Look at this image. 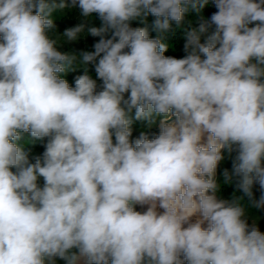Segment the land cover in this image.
<instances>
[{"label": "clouds", "instance_id": "obj_1", "mask_svg": "<svg viewBox=\"0 0 264 264\" xmlns=\"http://www.w3.org/2000/svg\"><path fill=\"white\" fill-rule=\"evenodd\" d=\"M211 2L177 58L209 0H0V264H264V0Z\"/></svg>", "mask_w": 264, "mask_h": 264}, {"label": "trees", "instance_id": "obj_2", "mask_svg": "<svg viewBox=\"0 0 264 264\" xmlns=\"http://www.w3.org/2000/svg\"><path fill=\"white\" fill-rule=\"evenodd\" d=\"M216 11V8L214 6V4L211 2V0H209L208 5H206L199 13H197L196 11H192L190 10L188 13H186L185 15V20L184 23L181 26H177L175 24V22L172 23V28L171 30L165 34V42L169 44V50L168 52L165 53V55H170V56H175L177 58H179L180 56L184 55L183 52V45L185 43V32L189 29V28H195L198 27L199 24L203 21V20H207L210 18V16L212 15V13H214ZM67 14L65 16L59 17L55 15L56 18V23L61 22L60 19L62 20L61 23H69V25H73V23L71 22H76L78 20H80L81 18L79 17V11L77 10H67L66 11ZM154 19V17H152L151 15H149V17L147 18L148 21V27L150 29V35L151 36H155L156 33L155 32H151V22ZM91 24L94 26H100V21L98 18H94L91 21ZM133 27H144L145 25L140 23V22H133ZM98 37H91V36H81L79 38V40L81 41V46L80 48H82L84 51H91L93 50L92 45L96 42V40H98ZM89 69L91 74H93L94 76V69H92L91 65H89ZM73 76L69 77L68 75L65 77L68 81L69 84L71 86H74V78L77 75H80L83 73V68H78L76 71L74 72H70ZM133 127L136 128H143V125L141 124V122H136L134 123ZM27 139V137H26ZM43 147L40 144H36L34 147H32V154L36 155V154H41L43 152ZM231 168V161L230 160H225L224 162L221 163L220 165V171L223 170V168ZM234 187L233 186H223L220 192V195L222 198L225 199H231L234 193ZM237 196H242L243 194L240 192H236L235 193ZM254 196L255 198H259L260 196V192L258 191L257 188H254ZM244 203H248V198L245 197L244 198ZM137 210H140L139 207H137ZM259 216L260 220H259V227L260 230L262 232H264V210H256V209H250L249 212V216H248V220L249 223H252L253 219ZM57 264H64L63 261H57Z\"/></svg>", "mask_w": 264, "mask_h": 264}, {"label": "rangeland", "instance_id": "obj_3", "mask_svg": "<svg viewBox=\"0 0 264 264\" xmlns=\"http://www.w3.org/2000/svg\"><path fill=\"white\" fill-rule=\"evenodd\" d=\"M67 10H69V9H64V10L58 11L54 15L59 16V17L65 16L67 14V12H66ZM60 21L62 22L61 19H60ZM61 22L56 23L57 32L60 34H62L66 28H69V27H72V26L78 24L80 22V20L76 21L75 23L71 22V23H73V25H69V23H61ZM80 46H81V41L78 39L76 41H69V42H66V43L60 45L59 50L62 52H69V53L75 54V55H77V57H79L80 52L84 51L82 48H80ZM181 57H183V55L180 56L179 58H181ZM77 63H79V59L77 60ZM68 76L71 77L73 75L71 73H69ZM141 130H145V129L133 127V137L132 138H135L136 136H138ZM146 131H148L149 138H151L154 134H156L158 132V127H153L152 129H147ZM42 183H43V181L41 180V184Z\"/></svg>", "mask_w": 264, "mask_h": 264}]
</instances>
